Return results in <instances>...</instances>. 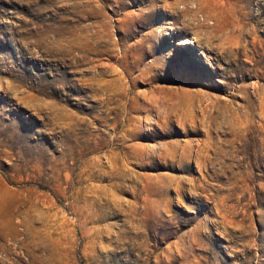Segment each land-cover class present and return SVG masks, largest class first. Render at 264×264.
Returning <instances> with one entry per match:
<instances>
[{
	"label": "rangeland",
	"instance_id": "obj_1",
	"mask_svg": "<svg viewBox=\"0 0 264 264\" xmlns=\"http://www.w3.org/2000/svg\"><path fill=\"white\" fill-rule=\"evenodd\" d=\"M0 264H264V0H0Z\"/></svg>",
	"mask_w": 264,
	"mask_h": 264
}]
</instances>
